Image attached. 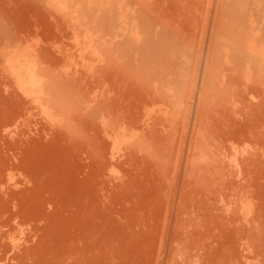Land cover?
I'll return each mask as SVG.
<instances>
[{"label":"bare ground","instance_id":"1","mask_svg":"<svg viewBox=\"0 0 264 264\" xmlns=\"http://www.w3.org/2000/svg\"><path fill=\"white\" fill-rule=\"evenodd\" d=\"M199 1L56 0L63 7L51 17L70 30L82 28L86 36L81 66L68 71L62 79L66 90L61 105L73 118L68 124L96 125L100 118L107 133V125L119 126L129 133V146L117 162L130 167L134 161L148 160L152 169L148 174L135 175L111 167L109 174L118 176L116 191L96 192L103 215L86 226L68 222L60 228L59 236L53 237L49 228L57 226L55 214L60 207L49 214L44 203L35 206L9 198L10 192L18 195V185L23 187L28 182L54 196L59 193L45 174L36 175L27 168L19 170L22 179L17 182L15 146L19 148L15 143L20 142L13 140L4 125L11 139L0 146V228L6 230L0 234V264H65L75 252L104 259L103 264L118 260L120 264H264V23L260 18L258 28L251 26L254 17L264 13V0H217L213 4L215 15L213 22L209 21L213 25L205 47L208 52L214 48L218 34L232 35L236 44L226 54L233 65L226 68L228 73L220 72L217 92L212 89L213 81L204 77L213 69L204 58V38L197 52L206 60L204 65L201 59L191 60L195 48L188 42L195 36L190 34ZM75 5L76 13L70 10ZM171 7L178 14L171 16L176 18H172L174 23L164 19ZM116 26L123 33L116 28L111 32V27ZM109 29L116 34L101 39L105 32L110 34ZM75 35L71 38L75 39ZM88 35L93 41L87 42ZM59 43L56 41L58 47ZM54 49L57 51L55 46ZM73 54L75 51L61 58H71ZM239 72L244 75L240 77ZM238 79L246 86L240 85ZM100 80L103 89L98 83L100 91L95 88L93 92L92 84ZM105 84L110 89L106 90ZM246 94L254 102L242 103L241 121L231 118L234 106L239 105L236 102H242ZM147 105L149 110L156 109L154 117L151 110L149 114L144 108ZM143 109L147 110L144 114ZM227 109L232 111L230 115L225 113ZM7 114L5 108L0 119ZM209 115L212 121L205 122ZM160 118L163 125L161 122L156 126ZM179 126L183 129L182 147H186L182 155L174 152ZM236 135L241 140L234 147L229 144L233 151L227 144ZM85 166L90 171L89 180L97 184L99 170L93 163ZM65 167L70 172L77 166L71 163ZM3 172L16 178L13 188L17 190L1 181ZM60 181L65 183L63 178ZM152 188L156 200L145 202L141 191ZM23 193L25 200L29 192ZM36 196L33 193L32 198ZM168 201L172 206L167 210ZM123 213L126 215L122 220ZM155 238L163 245L153 243ZM79 241H88L87 248L76 247Z\"/></svg>","mask_w":264,"mask_h":264},{"label":"rangeland","instance_id":"2","mask_svg":"<svg viewBox=\"0 0 264 264\" xmlns=\"http://www.w3.org/2000/svg\"><path fill=\"white\" fill-rule=\"evenodd\" d=\"M216 1L217 0H212V5L210 6V0H200L197 3L198 8L193 11V16L197 18L196 21L195 18H192V21L194 22H192V32L190 34V37H192L194 34L197 37L194 38L195 36H193L192 38H189L190 41L188 40V44L193 50L195 48L193 54L191 55V60H194L193 62H196L200 59L203 65L206 60L211 62L213 69L210 70L209 74L206 72L207 74H204V77L206 78V76H208V80L213 81L212 89L217 92L220 89L219 85L221 83L220 75L222 74H220V72L222 70L225 71L226 68H229L233 65L231 59H229L226 54L230 53L229 51H232L236 44L232 35L218 34L216 39L220 40L218 41L219 43L217 40H215L213 42L214 48H212L209 52L207 50V46L205 47V45H208L209 43V35L211 34L210 27L213 25V23L210 24V22H213L214 19L215 14L213 10L215 8L213 4H215ZM133 4H135V2ZM133 4L132 7L134 6ZM62 5L63 4H57L56 0H0V112L4 111L5 108L8 109L7 116H4L2 119H0V129H2L0 130V146H4V144H6L9 139H11V137L14 138L12 139L15 140V142H20L19 144L15 143V145H17L19 148L17 149L15 146L16 169L18 168V171H21L23 170L22 168H27L33 171L36 175L45 174L44 176H46L51 187L56 188L59 193L58 195L54 196L52 193H49L45 189L43 190V188L33 185L30 182L22 185L23 187L19 186L17 183L18 195H20V197H18L15 192H10L11 194L9 198L13 197L14 199H18V201H23L27 204L30 203L35 206L44 203L46 204L49 214H54V212L57 211L56 208L60 207L62 211L59 210L60 212L55 214L57 226L49 228L50 235L53 237H58L60 228L68 222L75 221L86 226L92 221V219L100 218L103 215L102 209L100 210L98 208L99 199L97 197V193L108 190H112L114 192L116 191V182H118V176L114 177L109 174V169L111 167H116L135 175L148 174V171L152 169L151 165L148 164V160L134 161L130 167L117 162L119 155L122 154V152L125 151L129 146L127 142L129 139V133L125 130L119 129V126L110 124L107 125V128H110L107 133L105 126L100 123V118L97 121L99 124L96 125H87L85 123L83 125L76 123L68 124L71 119L73 120V118L70 115H67L66 109H64L61 105V100L64 95L63 90H66L62 79L64 76H66L65 74L68 71L73 68L75 69L76 66H81V57L85 55L84 49L86 48H84L83 42H86V40H84L86 36L84 37L82 28L80 29L76 27L75 29L70 30V28L64 23L60 22V20H54L51 17V15L56 14L55 10H59V8L63 7ZM76 7V5L75 7H70V10L76 13ZM173 9L174 8L171 7V9L169 8L165 13L168 12V14H172ZM174 11L175 12H173V15H170L169 18L168 14L165 15L164 12V14L161 13L162 15L160 18L165 15L164 19L168 22L173 18H171V16L176 14L175 16L177 17V10L174 9ZM211 12L213 15H210ZM226 14L228 15L229 13ZM261 14L254 17V21L252 23L253 25H251L252 27L258 28L260 24L259 22L261 21V24L263 25L264 13ZM260 18L261 21L259 20ZM173 19L170 21L172 22ZM170 21L168 23H170ZM174 21H176V18ZM155 26L156 25H153L152 27ZM238 27L239 26L236 28ZM115 28L118 30V33L121 32L120 26L111 27V29L114 31L109 29V32H115ZM238 29H241V27ZM59 30L63 32V35L60 34L62 32H59ZM205 30H207L209 33L207 34ZM71 31H75L78 36H76L77 34H72ZM64 32L65 35L67 34V36L64 35ZM111 32L110 34L108 33V35L105 32V36H101V39L106 38V36L108 38L109 35L116 34ZM69 35H75V39L77 38L76 40L78 41L75 42L76 40L73 37L71 38V36L68 38ZM93 35L94 34L91 36L97 37L96 35ZM63 36L65 37L63 38ZM89 37L90 36L88 35L87 42L93 41V38L91 37L92 40H89ZM197 38L199 39L197 40ZM58 39L60 40L58 41ZM202 39L204 42L203 45L205 51L204 58H206V60L203 57L200 58L197 54L198 50L200 49V44H202ZM55 40L58 43H61H59V47L56 45ZM193 41H196L197 45ZM74 45L75 47H73ZM194 45L197 47H194ZM54 46L57 51L59 50V53L55 51ZM248 46L246 44L247 48ZM82 48L84 51H82ZM242 48L243 52L247 51L245 49V45H243ZM80 49L82 53L80 52ZM73 50L75 51V54H73L74 57L71 55V58H61L69 53H73ZM76 50L80 53V55L83 54V56L77 55L78 53ZM206 52L209 55L205 57ZM60 53L61 56H58ZM223 53H225V55H223ZM225 56V60H227L228 63L224 61ZM219 58L221 59L220 61ZM78 61H80V63H78ZM224 62L227 63V65H225ZM215 64L217 65L215 66ZM217 66H219V73L218 69H216ZM241 66L242 65H240V69ZM226 72L228 73L227 70ZM193 74L195 73L191 72L190 75ZM213 74H216V76ZM239 74L240 77L241 75H244L242 72H239ZM199 76L201 77L202 75L199 73ZM97 78L100 79V75L99 77L97 76ZM239 80L241 79L237 80L238 83ZM95 81L92 84L93 86L91 89L94 92L96 88L98 89L96 91L99 92L100 90L98 88V83H100V88L103 89V85H101L102 82L101 80L98 81L96 83L98 84L97 86ZM242 84L246 86V82H242L240 85ZM105 85H107L106 90H108V88L110 89L108 84ZM250 97L251 96L246 94L243 97L242 102H236V104L239 105L236 107L234 106L235 110L233 109V113L234 111L235 113L233 114L234 117L231 118L237 117V120L241 121L240 117H242V115L239 114L241 105L242 103L245 104L246 102L249 103L248 105H250V102H254L253 99L250 101ZM209 98L211 99V96ZM183 106L185 108L187 107L186 105ZM144 108L149 110L150 106L147 105V107ZM146 109L142 110L143 114L144 110ZM150 110L149 114L153 111L156 112V109L153 111L151 110L152 112ZM227 110L225 113L228 112L229 114V111L232 113L230 109ZM154 112L152 113L153 117L155 114ZM210 115L213 117L212 114ZM211 116L207 117L205 122L206 120L209 121V119L212 118ZM161 118L160 120L157 119L158 122L160 121L159 123L155 121L156 126L162 122ZM76 121H78L77 118ZM192 123H190L188 135L190 134ZM4 125L5 127L9 128L8 130H10V132L8 133L12 135L11 137L5 133ZM162 125L163 122L160 124V126ZM156 129L160 130L161 127H156ZM178 130L175 133L176 145L174 147V152H176V154L179 153L182 155L183 153L186 154V147L184 144V147H182L181 143V141H183L182 139H184V137L181 135L183 129L179 126ZM230 138V143L227 144V147L232 149L231 146H236V144L239 143L241 139H237V135ZM225 143H227V141ZM71 163H74V165L77 167L75 170L69 172L65 166L70 165ZM87 163H93L95 168L99 170L97 184H93L88 178L90 171H88L89 169L85 168V164L87 165ZM20 171L17 172V182H21L22 179ZM18 173H20V175ZM62 178L65 183L60 181ZM137 179L138 178H136L135 182ZM1 181L5 185L11 186L13 188L16 178L3 172ZM60 183H62V185ZM139 184L140 183L136 185H138L140 188ZM98 185H100V188ZM153 189L154 188H152V190L147 189L149 192L142 189L141 193L143 192L144 194L139 195L144 196L145 202L152 201V198H155L156 200V197L154 196L155 191ZM25 190L29 192V194H26L29 195V197L26 196L25 200H22V196H25L22 195L24 194L23 191ZM33 193L37 194L35 198H32ZM166 206V209L168 210L172 204L168 201ZM174 209L175 207L173 210ZM125 215L123 213L120 218L123 220ZM3 229L5 230L4 227ZM3 229L0 230V234L1 232H4ZM156 232L160 233V230H156ZM87 242L88 241H79L77 242L78 244H76V247H79L80 249L87 248ZM153 243H158L160 246L163 245V243H161V241L157 238L153 240ZM103 261L104 259L101 258L93 259L90 256L75 252L66 259L65 264H103ZM120 263L121 260H118L114 264Z\"/></svg>","mask_w":264,"mask_h":264}]
</instances>
